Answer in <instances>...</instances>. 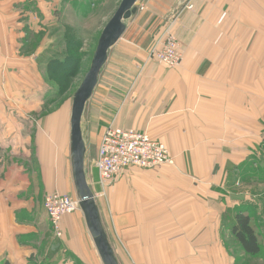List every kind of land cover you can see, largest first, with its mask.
Listing matches in <instances>:
<instances>
[{"label": "crops", "instance_id": "crops-1", "mask_svg": "<svg viewBox=\"0 0 264 264\" xmlns=\"http://www.w3.org/2000/svg\"><path fill=\"white\" fill-rule=\"evenodd\" d=\"M43 1L0 0V264L51 257L46 196L78 192L71 173L73 102L55 111L58 92L44 79L45 66L59 57L53 35L58 19ZM33 4L35 12L45 9L41 20L34 7L26 9ZM188 4L194 8L185 10ZM138 6L109 50L82 130H101L97 154L111 125L146 133L167 146L175 165L128 169L108 188L116 210L112 230L118 235L146 224V264H235L229 252H220L221 262L216 252H183V241L201 231L206 241L214 238L213 228L204 225L222 224L226 206L233 204L222 178L229 179L230 170L263 142L264 1L139 0ZM172 23L184 55L177 68L149 58L154 41ZM27 32L46 33L32 55L24 53ZM131 184L137 187L131 190ZM62 227L60 249L74 262L58 264L102 262L81 209L65 216Z\"/></svg>", "mask_w": 264, "mask_h": 264}, {"label": "rangeland", "instance_id": "rangeland-1", "mask_svg": "<svg viewBox=\"0 0 264 264\" xmlns=\"http://www.w3.org/2000/svg\"><path fill=\"white\" fill-rule=\"evenodd\" d=\"M43 2L45 3L47 12L53 13L49 15H52L53 17L55 16L54 18L58 19V29L53 32L55 39L54 48L56 47L54 49V56L59 57L55 58L57 60H62L63 58H60L61 56H64V58L66 56H73L80 59L79 71H77L75 67V69H71L69 73H65L62 70L54 72L45 66V81L51 86H54L56 91L61 94L56 95L53 98V108L57 111L69 101H74L77 91L81 87L85 76L92 66L102 31L118 10L122 0H44ZM35 6L36 5L34 4L30 6L27 5L26 9L34 7V9L31 10H34L35 12ZM137 8L139 9L138 5ZM140 9H142V7ZM44 10L45 9L38 8L39 12H35V14H37L35 16L39 17L38 20H41V13H43L42 11ZM39 30L43 31L41 27ZM45 35L46 33H44L43 37L42 32L40 34L27 32L26 42L28 41V44L27 47L24 48L25 55H32L40 45L42 39L45 38ZM50 35L53 36L52 34ZM78 44L80 45V48H78ZM36 56L37 55L33 58H36ZM100 135L101 130L88 127L84 128L83 137L86 143V175L88 176V182L90 181L92 191L98 196L96 203L98 209L102 211L104 216L103 219L101 218L103 229L106 232L110 246L112 245L111 247L114 249L113 252L115 251L114 255L119 264H146V224L135 225L130 227V229H124L121 233L118 232V235L112 230V223H114V217L116 216L115 206H113L114 201L110 198V195H108L107 190L109 187L104 190L100 186L99 172L95 168L97 161V141H99L98 137ZM262 140V144L257 148L255 147V150H257H253L255 151L254 154L249 156L246 161L239 164L237 168H232V170H230L229 179L222 178L226 182L224 184L227 185L226 188L232 191V194H228V196H231L230 202L233 204H231V206H226L228 209H225L226 212L224 213L225 215L222 224L204 225V228H213L214 238L206 241L204 239L206 232L203 231L197 233L192 239H189L190 235H187V240L184 239L183 241V252H216L215 256L217 262L224 260L221 257L220 252H229V254L235 259V264H264V126ZM240 172L241 177L239 176ZM71 173L73 174L72 176H74L72 166ZM234 180H236V182H234ZM237 180H239V185H237ZM191 183H194V181L191 180ZM136 187L137 186L134 184L129 186L131 190ZM77 195L78 192L72 193L69 196L77 197ZM125 195L127 194L124 191L123 196ZM242 202H245V204L239 206V203ZM224 207L225 206L222 208ZM125 208L126 200L124 199L120 203V209L124 211ZM239 211L249 215L252 221L251 224L259 236L262 252L256 257H250L247 254L245 255L240 244L232 233V229L236 224L235 213ZM189 227L191 226H187V228ZM192 228L195 231L196 227L193 226ZM82 231L86 238L88 239L89 236L91 240L87 228H83ZM53 233L54 245L49 254H51V252H54V254L51 257L47 256L48 259H46V261L45 259H37L35 262L33 261L34 264H58L63 260H69L70 263L74 262V260L72 262L68 254H63L65 252L64 249H60V246H62V241L60 239L64 238V233L61 238L56 237L54 230ZM121 234H125L124 239H122ZM185 235L186 234H184V236ZM201 240L204 244H207V250L206 248L203 249L202 246H198V242ZM92 241L93 240H91V242ZM91 242L88 241L89 247H91ZM113 244L115 245V248ZM91 250L93 249L91 248ZM38 253V256L40 255V257H43L46 254L44 248L41 247L39 248ZM88 253L90 254V252ZM91 253L96 256L95 252ZM92 262L93 264H103L98 258L95 260L92 259ZM227 263L228 262L225 261L221 264ZM28 264L31 263L28 262Z\"/></svg>", "mask_w": 264, "mask_h": 264}, {"label": "built area", "instance_id": "built-area-1", "mask_svg": "<svg viewBox=\"0 0 264 264\" xmlns=\"http://www.w3.org/2000/svg\"><path fill=\"white\" fill-rule=\"evenodd\" d=\"M193 8V4L185 6V10ZM177 19L173 18V21ZM173 23L154 41L149 52L150 59L168 68L180 66L184 57L181 43L171 30ZM173 165L175 160L164 143L153 140L146 133L111 125L101 138L95 168L99 172V184L105 190L128 169L155 170ZM44 207L56 237L61 238L62 221L65 216L80 209V200L78 197L52 193L46 196Z\"/></svg>", "mask_w": 264, "mask_h": 264}, {"label": "water", "instance_id": "water-1", "mask_svg": "<svg viewBox=\"0 0 264 264\" xmlns=\"http://www.w3.org/2000/svg\"><path fill=\"white\" fill-rule=\"evenodd\" d=\"M138 2L139 0H122L118 10L102 31L92 66L77 91L72 106L71 147L78 198L88 230L103 264H118V262L103 229L95 196L87 179L85 169L86 143L82 132V119L86 105L98 85L99 75L106 64L109 50L123 37L127 28L126 22L138 11Z\"/></svg>", "mask_w": 264, "mask_h": 264}, {"label": "trees", "instance_id": "trees-1", "mask_svg": "<svg viewBox=\"0 0 264 264\" xmlns=\"http://www.w3.org/2000/svg\"><path fill=\"white\" fill-rule=\"evenodd\" d=\"M69 43V41H68ZM79 45V44H78ZM80 48V45L79 47ZM80 59L73 56H66L63 60H55L49 64V69L54 72H59L62 70L65 73H69L71 69L80 68ZM75 75V73H74ZM57 95H61L59 92ZM235 226L232 229L237 242L240 244L242 250L245 254L250 257H256L262 252V247L260 244V239L253 225L251 224V218L246 213L236 212L235 213ZM36 264V263H35Z\"/></svg>", "mask_w": 264, "mask_h": 264}]
</instances>
